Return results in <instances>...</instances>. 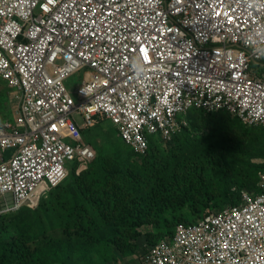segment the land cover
Listing matches in <instances>:
<instances>
[{
    "label": "built area",
    "instance_id": "obj_1",
    "mask_svg": "<svg viewBox=\"0 0 264 264\" xmlns=\"http://www.w3.org/2000/svg\"><path fill=\"white\" fill-rule=\"evenodd\" d=\"M0 79L19 97L15 120H0L1 218L61 185L68 162L96 158L83 130L98 117L139 154L195 109L264 128V0H0ZM258 187L179 224L145 263L264 264V172Z\"/></svg>",
    "mask_w": 264,
    "mask_h": 264
},
{
    "label": "trees",
    "instance_id": "obj_2",
    "mask_svg": "<svg viewBox=\"0 0 264 264\" xmlns=\"http://www.w3.org/2000/svg\"><path fill=\"white\" fill-rule=\"evenodd\" d=\"M192 111L186 115L189 122ZM217 112H226L223 114L245 124L226 110ZM224 124L239 138L228 149L214 136L193 139L188 130V136L178 146L157 153L152 143L162 137L150 136V148L142 155H147L146 159L134 164L125 162L122 145L111 140L107 159L82 164L88 168L79 174L74 171L67 183L54 188L39 209L16 219L11 236L0 237V264H94L96 259L117 264L120 257L116 259L115 252L134 254L146 228H153L144 244L150 250L159 242L158 232L163 235L164 229L174 226L172 236L175 235L178 224L187 221L186 211L206 215L212 201L220 197L228 201L235 194L228 182L230 171L239 175L237 203L219 210L240 204L244 192L258 193L260 176L255 173L252 158L253 152L264 149V128L238 129L236 121L224 116L217 119L213 133L218 135L221 130L223 136L226 129L219 127ZM115 129L122 140L116 126ZM84 136L87 139L85 132ZM123 144L129 146L124 141ZM230 158L236 160L234 167L229 164ZM27 208L32 207L1 216L0 233L7 219Z\"/></svg>",
    "mask_w": 264,
    "mask_h": 264
},
{
    "label": "rangeland",
    "instance_id": "obj_3",
    "mask_svg": "<svg viewBox=\"0 0 264 264\" xmlns=\"http://www.w3.org/2000/svg\"><path fill=\"white\" fill-rule=\"evenodd\" d=\"M87 70H82L80 72H76L74 73L68 80V85L69 88L72 91H76L77 87L87 78L89 77V72L86 73ZM4 93L3 94H1ZM76 97L78 98V96L76 95ZM18 109H19V97H18V93L16 90H14L13 88L7 86L5 84V82L3 80L0 79V120L1 121H14L15 120V116L18 113ZM226 112H203L201 110H194L190 113L189 117H190V123H189V129H184L182 131H180L179 133L175 134L172 138L170 139H165V138H159V139H154L153 143H152V147L156 148V152H160L163 150H171L173 147L178 146L179 143L181 141H183L187 136H188V130L192 131L193 133V139L195 138H205V137H212L214 136V140L221 143L223 145L224 148L228 149L231 146L235 144V142H237V140H239V138L236 136L235 134V130L230 131L229 130V125L224 124L221 127H219L220 129H226L225 134L222 136V132L220 130L219 134L216 135L213 133L212 129L214 127H216V122L218 118L221 117H228L230 118V120H234L236 121L237 127L236 128H241L244 127L248 130H252L255 129L256 127L254 126H247L245 124H243L242 122H239L238 119L234 116H228L227 114H223ZM78 121L80 124H84V120L81 116H77ZM85 131V135L87 137V139L91 142V144L93 145L94 149H95V153H96V158H104L107 159L108 157V147L110 145V141L112 140V142H116L120 145H122L124 151L122 153V157L126 159L125 162L134 164L137 161L138 162H143L146 159V156L144 158L145 154H139L134 152V150L123 144V140H120L118 138V135L116 133V129L115 126L111 124V121L109 119L106 118H98V120L96 121V124L94 126H92L89 129H84ZM159 137V136H157ZM132 154V156H131ZM147 154V153H146ZM254 157L252 158V162L256 163V165L254 166L255 168V173L256 175L259 176L261 175L262 172H264V159L262 158V156H264V149L261 152H253ZM96 158L94 160H96ZM144 158V160H143ZM93 160V161H94ZM93 161H91L90 163H92ZM229 164L230 166L234 167V161L236 162L235 159L230 158L229 160ZM67 167L69 169H73L72 171L70 170L68 178L66 181H64V184L67 183L72 174L74 173V171H76L78 174L80 172H82L83 170L88 168L87 166H83L82 164H76L74 166V162H68L67 163ZM258 171V173H257ZM260 182V178L258 179ZM239 181V175L237 173V171H230V174L228 176V182H229V186L231 188L232 191H235V194H232L230 198H228V201H224V197H220L214 201H212L211 203H209V209H207V212H214L219 210L220 208L224 207L225 205L228 204H234L235 202L237 203V193L240 191L241 185L238 184ZM247 188V187H246ZM246 190V189H245ZM249 190H252L249 188ZM54 191H48L47 193H45L43 196H41L40 199H35L34 202H31L30 208H27L25 210H23L21 213H19L18 215H15L13 218L7 219L6 222L3 225L2 231L0 233V237L1 238H9L12 234L11 230L12 225L15 223L16 219L26 213H28L29 211H34L40 208V206L49 198V196L51 195V193ZM188 215L187 217V221H182L181 223H192V222H196V220H199V218H201L203 215H205L204 213L199 214V215H194L193 213L186 211ZM28 216V215H27ZM179 223V224H181ZM178 224V225H179ZM7 227V228H6ZM153 228H146L143 237L140 239L139 243H140V247L135 251L134 254H122L119 251H116L115 253V258L117 259V257H120V261L117 264H146L145 263V256L148 253L149 247L145 244V237L148 233V231H153ZM175 231V227L173 226V228L169 229H164V233L163 235H160V233L156 232V240H163L166 239L168 237L172 236V233H174ZM159 236V237H158ZM121 256H124L123 259ZM111 257V256H110ZM111 259H114L113 257H111ZM116 261H112V262H104V261H100L99 259H96L94 264H115Z\"/></svg>",
    "mask_w": 264,
    "mask_h": 264
},
{
    "label": "clouds",
    "instance_id": "obj_4",
    "mask_svg": "<svg viewBox=\"0 0 264 264\" xmlns=\"http://www.w3.org/2000/svg\"><path fill=\"white\" fill-rule=\"evenodd\" d=\"M131 68L133 71L138 72V71H143L144 70V64L140 58H136L131 62Z\"/></svg>",
    "mask_w": 264,
    "mask_h": 264
},
{
    "label": "snow or ice",
    "instance_id": "obj_5",
    "mask_svg": "<svg viewBox=\"0 0 264 264\" xmlns=\"http://www.w3.org/2000/svg\"><path fill=\"white\" fill-rule=\"evenodd\" d=\"M141 51H143V49H141Z\"/></svg>",
    "mask_w": 264,
    "mask_h": 264
}]
</instances>
